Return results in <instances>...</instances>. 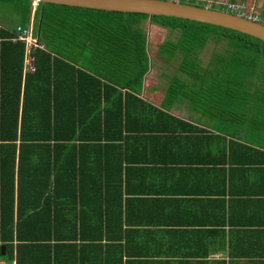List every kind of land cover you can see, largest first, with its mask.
Segmentation results:
<instances>
[{"label":"trees","instance_id":"1","mask_svg":"<svg viewBox=\"0 0 264 264\" xmlns=\"http://www.w3.org/2000/svg\"><path fill=\"white\" fill-rule=\"evenodd\" d=\"M0 3L19 11L17 25H0V259L114 264L109 242L125 236L114 231L106 212L121 205V168L119 179L109 182L101 170L88 177L84 166L90 156L111 163L117 155L128 163L131 134L164 143L201 128L172 114L174 103L185 102L215 121L223 134L220 160L264 163L263 150L232 139L264 142L263 40L187 18L38 1L33 34L41 46L29 50L34 69L25 71V42L13 37L17 26L28 24L31 1ZM147 18L175 32L161 51L180 55L159 105L139 95L150 66L140 25ZM210 39L220 47L202 64L199 51ZM206 150L214 161L217 153ZM256 182L255 192H264ZM115 218L120 226L122 219ZM126 251L121 247L118 260Z\"/></svg>","mask_w":264,"mask_h":264},{"label":"crops","instance_id":"2","mask_svg":"<svg viewBox=\"0 0 264 264\" xmlns=\"http://www.w3.org/2000/svg\"><path fill=\"white\" fill-rule=\"evenodd\" d=\"M205 1L220 6L226 0ZM227 1H246L250 9L264 11V0ZM145 92L143 84L139 95L160 104L163 92L155 98ZM169 110L201 128L192 129L188 137L182 133L162 139L164 143L143 133L131 134L134 138L124 154L128 163L117 155H112L111 163L107 157L99 160L97 156L94 161L90 156L84 166L88 177L90 172L98 176L101 170L100 177L109 182L119 179L117 170L121 168V205L119 202L116 211L106 212L113 216L108 221L114 231L120 229L125 236L109 242L114 244L110 245L114 264H264V192H255L253 186L257 189L256 180L264 185V163L245 162L237 156L236 162H223V134L215 121L185 102L174 103ZM232 139L249 150L264 151V142ZM206 147L217 153L214 161L207 159L211 151ZM116 194L114 190V198ZM117 215L122 219L120 226ZM107 243L100 242L103 247ZM121 247L127 251L118 260ZM10 263L16 264L15 259Z\"/></svg>","mask_w":264,"mask_h":264},{"label":"water","instance_id":"3","mask_svg":"<svg viewBox=\"0 0 264 264\" xmlns=\"http://www.w3.org/2000/svg\"><path fill=\"white\" fill-rule=\"evenodd\" d=\"M54 2L107 10L143 12L148 15H167L211 23L238 30L264 41V23L224 9L176 0H29ZM0 253L5 245L0 244Z\"/></svg>","mask_w":264,"mask_h":264},{"label":"rangeland","instance_id":"4","mask_svg":"<svg viewBox=\"0 0 264 264\" xmlns=\"http://www.w3.org/2000/svg\"><path fill=\"white\" fill-rule=\"evenodd\" d=\"M189 1L194 4L208 5L212 8L225 9L223 6L217 4L208 3L205 0H184ZM227 1V0H226ZM239 3H244L251 8V5L246 1H236ZM31 12L30 19L32 24L33 19V9L36 6V2H31ZM253 10V9H252ZM255 11V10H253ZM256 12V11H255ZM261 15H264V11H259ZM19 20V11H15L13 5L10 3L2 4L0 3V25L5 27H12L17 25ZM141 27L144 29L146 34V49L150 59V66L145 73L143 84L146 85V94L152 95V98L161 95L167 84L170 74L176 70V66L179 63L180 55L179 53H173V55H168L166 51H161L162 44L165 38H172L175 35L174 31L169 28L164 27L158 23L150 21L148 18L142 20ZM214 47H220L219 43H215L212 39L208 40L206 45L199 51V60L202 64L209 59V56L214 49ZM171 78V76H170ZM149 89L155 91L154 93H149ZM147 95V96H148ZM149 97V96H148ZM150 98V97H149Z\"/></svg>","mask_w":264,"mask_h":264},{"label":"built area","instance_id":"5","mask_svg":"<svg viewBox=\"0 0 264 264\" xmlns=\"http://www.w3.org/2000/svg\"><path fill=\"white\" fill-rule=\"evenodd\" d=\"M180 1V0H176ZM37 4V2L35 3ZM220 6H223L227 11L243 15L245 17H248L252 20L260 21L264 23V15H261L259 12H255L249 7H247L246 4L244 3H239V2H233V1H221ZM32 7V3H31ZM36 7V6H34ZM34 10V9H33ZM30 19V18H29ZM17 30V36L13 37V39L18 38L21 40H24L25 42V54H24V67L23 69L26 71H31L34 69V66L31 61V56L29 55V50L36 45L41 46V44L38 43L36 35L33 34V24L32 21L29 20L28 24L25 27H16ZM0 264H13V263H8L4 260H0Z\"/></svg>","mask_w":264,"mask_h":264},{"label":"bare ground","instance_id":"6","mask_svg":"<svg viewBox=\"0 0 264 264\" xmlns=\"http://www.w3.org/2000/svg\"><path fill=\"white\" fill-rule=\"evenodd\" d=\"M237 31V30H236Z\"/></svg>","mask_w":264,"mask_h":264}]
</instances>
